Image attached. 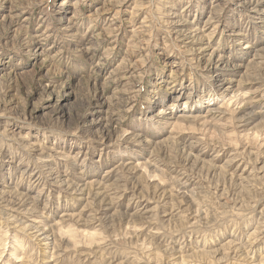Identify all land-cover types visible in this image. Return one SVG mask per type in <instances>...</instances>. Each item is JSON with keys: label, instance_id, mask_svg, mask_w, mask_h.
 <instances>
[{"label": "rangeland", "instance_id": "1", "mask_svg": "<svg viewBox=\"0 0 264 264\" xmlns=\"http://www.w3.org/2000/svg\"><path fill=\"white\" fill-rule=\"evenodd\" d=\"M260 16L0 0V264H264Z\"/></svg>", "mask_w": 264, "mask_h": 264}, {"label": "bare ground", "instance_id": "2", "mask_svg": "<svg viewBox=\"0 0 264 264\" xmlns=\"http://www.w3.org/2000/svg\"><path fill=\"white\" fill-rule=\"evenodd\" d=\"M243 2V5H247L249 8H251L252 12H255L256 14H261V16L258 18L259 20L263 19L264 17V7L260 4L262 1L259 0V1H256V0H241ZM67 2V1H66ZM66 2H63L65 5ZM75 7H74V10L77 9V7H79V4L78 3H75L74 4ZM94 50L93 48L89 47L86 49V52H90ZM218 57V58H217ZM217 57L215 58L216 62L214 63L215 64V67L214 68H220L218 71H220L221 69H224L225 68V62H224V57L223 56H220V55H217ZM216 73V75L213 76V78H216V83L218 85H221V86H225L226 85V81L222 78H220L221 74L220 72Z\"/></svg>", "mask_w": 264, "mask_h": 264}]
</instances>
